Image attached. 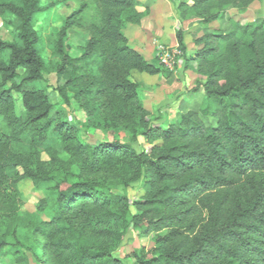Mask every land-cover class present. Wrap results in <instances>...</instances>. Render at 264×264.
<instances>
[{
  "label": "trees",
  "instance_id": "obj_1",
  "mask_svg": "<svg viewBox=\"0 0 264 264\" xmlns=\"http://www.w3.org/2000/svg\"><path fill=\"white\" fill-rule=\"evenodd\" d=\"M74 1L78 7L64 18L54 45L59 103L39 85L44 60L33 27L38 0L0 2V15L16 20L13 39L0 37V255H9L10 264H125L111 252L135 227L154 243L131 254L135 264H264V21H232L229 30L195 40L198 49L189 60L203 77L196 85L203 92L199 108L160 127L151 123L129 77L132 70L171 73L127 44L119 20L122 14L138 20L141 2ZM89 1L100 26L88 29L83 53L73 58L64 39ZM254 1L181 0L177 10L181 18L193 13L208 23L224 7L244 11ZM175 37L184 51L183 32ZM72 101L87 113L85 121L69 120L65 107ZM97 101L122 121L129 142L142 137L150 148L137 152L129 142L108 138L83 141L80 132ZM202 116L216 125H206ZM49 135L69 155L67 161L53 156V169L38 153L15 149ZM73 164L77 174L70 171ZM97 173H112L125 186L140 183L143 194L134 212L125 195L117 197L88 177ZM24 178L42 193L37 211L46 219L33 221L18 210L17 184Z\"/></svg>",
  "mask_w": 264,
  "mask_h": 264
},
{
  "label": "rangeland",
  "instance_id": "obj_2",
  "mask_svg": "<svg viewBox=\"0 0 264 264\" xmlns=\"http://www.w3.org/2000/svg\"><path fill=\"white\" fill-rule=\"evenodd\" d=\"M18 0H0L4 3H18ZM141 6L139 19L131 20V15L122 14L120 17L121 33L126 37L127 44L142 54L149 62L170 71L169 76L162 73L148 75L132 70L130 80L138 86L142 105L151 115L149 119L152 124L165 127L177 114L188 110L197 111L202 100L203 92L197 89L203 77L196 73L195 65L189 60L198 49L195 40L206 32L215 29L229 30L232 21L240 23L264 21V3L260 0L252 2L244 11L235 7L227 6L218 12V18L212 22H204L193 13L186 17L179 16L177 6L181 0H139ZM40 11L35 13L33 27L38 33L36 47L44 60L43 82L39 85L47 86L52 100L59 103L60 97L56 94L55 88L58 85L55 74V67L60 61L54 45L56 33L62 25L64 18L76 10L78 2L74 0H38ZM7 21H11L7 25ZM91 26L99 27L100 19L94 5L89 1L88 7L82 15L77 26L68 30L64 39V48L73 58L83 53V48L89 38L88 29ZM16 20L11 15H0V37L11 41L15 32ZM183 32L185 50L181 51L175 37L176 31ZM163 59L166 61L164 62ZM21 72V71H20ZM16 104L21 105L20 96L15 94ZM69 120L87 119V113L81 108L79 101H72L70 107H65ZM130 110V109H129ZM208 126H215L216 120L211 117H201ZM135 121L137 118H134ZM1 120V118H0ZM89 124L82 128L80 138L88 143L108 138L117 139L122 143H128L131 133L124 129L122 121L113 113L101 106L100 101L95 102L93 114L88 120ZM129 144L137 151L148 150L149 145L142 137H137ZM15 149L24 155L34 156L39 154V159L47 169L55 168L57 160L67 161L69 155L60 148V141L55 135H49L41 143L25 140L15 146ZM56 162V163H55ZM36 165V162L33 163ZM34 165V166H35ZM70 171L74 174L79 172L77 166L70 165ZM22 173V170L19 169ZM89 178L102 181L109 191L117 196H126L131 212H134L133 204L140 200L143 194L140 183L134 182L127 186L121 180H115L112 173L91 174ZM17 191L20 200L18 210L20 213L32 214L33 221L45 215L38 214V201L42 193L37 191L31 181L24 178L17 184ZM0 195V203L1 197ZM154 243L151 236H142L138 228L130 227L124 239L115 248L111 255L118 258L125 264H135L132 253L141 250L148 251ZM7 250V249H6ZM0 264H10L9 255H0ZM30 264H36L30 260Z\"/></svg>",
  "mask_w": 264,
  "mask_h": 264
},
{
  "label": "built area",
  "instance_id": "obj_3",
  "mask_svg": "<svg viewBox=\"0 0 264 264\" xmlns=\"http://www.w3.org/2000/svg\"><path fill=\"white\" fill-rule=\"evenodd\" d=\"M163 61L165 62L166 60H165V59H163Z\"/></svg>",
  "mask_w": 264,
  "mask_h": 264
}]
</instances>
